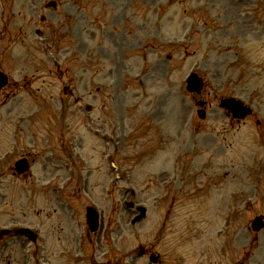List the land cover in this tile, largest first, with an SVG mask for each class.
Returning <instances> with one entry per match:
<instances>
[{
    "label": "rangeland",
    "instance_id": "1",
    "mask_svg": "<svg viewBox=\"0 0 264 264\" xmlns=\"http://www.w3.org/2000/svg\"><path fill=\"white\" fill-rule=\"evenodd\" d=\"M45 1L0 0V65L12 81H31L32 88L49 83L51 86L44 89L61 93L60 81L47 77L44 70L47 72L49 65L53 67L50 60L55 56L57 60L65 57L53 48L33 44L30 38L37 39V36L23 20L28 14L37 20L41 13L48 11L50 18H60L61 4L69 0H58L56 11L42 7ZM183 1L156 9L165 11V16L161 23L155 19L149 22V33L153 36L148 39L151 45L148 60L133 66L132 84H123L132 64L131 52L118 50L117 42H125V39L113 41L117 51L113 53L116 58L112 64L111 87L117 90L116 98L96 94L97 84L88 77L84 82L74 83L75 93L84 97L80 104L69 106V110H77L69 120L67 135L78 142L84 136L87 142L91 141L89 146H94L93 151L81 140L83 151L92 159L90 164L83 152L79 154L84 161L85 191L100 208L104 222L100 232L92 235L95 244L100 242L99 251L87 241L85 202L81 195L73 196L68 192L71 188H66L63 180L67 179L65 170L69 164L67 168L62 167L64 159L61 158L58 163H52L62 168L61 177L55 180L64 185L69 195L63 193L60 201L50 204L53 192L45 193L47 189L38 187L46 173L35 171L36 180L24 182L15 189L7 186L18 195H12V190L7 189L11 194L0 197V224L16 220L36 222L43 226L47 240L67 241L73 250L76 249L75 236L81 235L85 248L82 264L116 259L124 264H152L148 258L138 257L132 249L138 242L158 236L155 249L160 255L159 264H211L210 260L213 264H264V227L256 232L250 228L255 216H264V29L259 21L261 17L250 14L241 2L219 0L213 14L205 11V25L210 27L206 29L197 20L200 18L198 0ZM8 3L10 13L6 12ZM25 6H29V10ZM194 21L201 24V30L189 28ZM24 28L32 32L28 37ZM55 37L58 41L52 45L59 46L61 51L63 38L58 34ZM163 38L180 39V42L174 48L171 44L163 46ZM133 53L135 59L139 52ZM194 70L201 73L207 83L203 98L208 99L209 104L203 119L197 117L194 99L184 88L185 77ZM11 90L21 92L17 87ZM226 95L240 97L253 108L254 116L232 126L217 106L219 98ZM18 96V99L24 97L22 93ZM66 98L63 99L68 102L73 100ZM18 99L13 101H20ZM56 99L34 98L43 105L38 117L42 113L41 119L50 121L59 116L63 103L57 105ZM86 102L92 105L89 113L82 109ZM6 109L8 111L4 109V112L2 109V115L16 125L19 118L9 116L13 113L12 104ZM18 112L21 113L19 105ZM143 116L149 118L150 124L163 125L162 129L155 127L156 130L150 125L135 129L132 125L139 123ZM256 118L261 121L259 127ZM12 127L5 125V131L0 133L14 132ZM92 127L105 133L106 144L103 137L93 135ZM46 130L51 134V128ZM110 135L114 138L110 139ZM150 138L152 141H148ZM98 148L102 151L107 148V154L113 155L111 161H103ZM72 159L69 157V163ZM95 163L101 168L91 173ZM111 165H116L117 169L109 175ZM162 167L170 172L164 182L156 175ZM119 173L123 178L113 179ZM93 182L98 186L92 187ZM127 185L139 190L132 198V207L139 203L149 207L144 219L149 221L147 224L141 220L136 226H130L129 219L135 211L124 205V201L131 199L129 192L124 191ZM64 207L72 211L67 214ZM161 226L165 227L156 233ZM2 240L0 264H15L14 254L21 255L18 262L23 264V248L27 250L32 244L29 246L26 239L17 240L13 233ZM49 253L51 255L48 248ZM6 255L10 257L5 258ZM54 258L57 257H51L53 264H63ZM27 264H30L29 259Z\"/></svg>",
    "mask_w": 264,
    "mask_h": 264
}]
</instances>
